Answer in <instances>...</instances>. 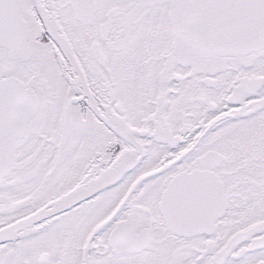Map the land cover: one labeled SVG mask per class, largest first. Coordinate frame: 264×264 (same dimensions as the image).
Listing matches in <instances>:
<instances>
[{"label": "snow or ice", "instance_id": "snow-or-ice-1", "mask_svg": "<svg viewBox=\"0 0 264 264\" xmlns=\"http://www.w3.org/2000/svg\"><path fill=\"white\" fill-rule=\"evenodd\" d=\"M0 264H264V0H0Z\"/></svg>", "mask_w": 264, "mask_h": 264}]
</instances>
